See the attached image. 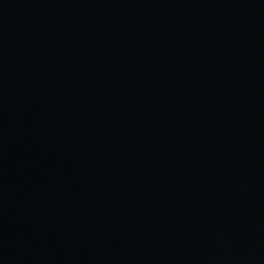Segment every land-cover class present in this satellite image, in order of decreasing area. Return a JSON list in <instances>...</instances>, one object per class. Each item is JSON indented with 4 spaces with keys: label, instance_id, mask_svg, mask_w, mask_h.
Wrapping results in <instances>:
<instances>
[{
    "label": "water",
    "instance_id": "1",
    "mask_svg": "<svg viewBox=\"0 0 264 264\" xmlns=\"http://www.w3.org/2000/svg\"><path fill=\"white\" fill-rule=\"evenodd\" d=\"M0 264H264V0H0Z\"/></svg>",
    "mask_w": 264,
    "mask_h": 264
}]
</instances>
